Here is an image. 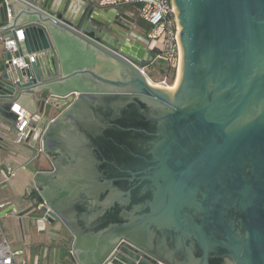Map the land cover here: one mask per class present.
<instances>
[{
  "label": "water",
  "instance_id": "obj_1",
  "mask_svg": "<svg viewBox=\"0 0 264 264\" xmlns=\"http://www.w3.org/2000/svg\"><path fill=\"white\" fill-rule=\"evenodd\" d=\"M97 1L0 0V32L22 29L35 57L0 68V161L46 153L56 169L0 218L45 247L69 243L64 222L70 263L106 264L123 240L133 252L112 264H264V0H171L172 90L149 83L135 21ZM25 97L37 111L19 137L7 112Z\"/></svg>",
  "mask_w": 264,
  "mask_h": 264
},
{
  "label": "built area",
  "instance_id": "obj_2",
  "mask_svg": "<svg viewBox=\"0 0 264 264\" xmlns=\"http://www.w3.org/2000/svg\"><path fill=\"white\" fill-rule=\"evenodd\" d=\"M98 6L109 7V8H131L138 16L139 20L143 22L147 27V40L149 42V47L151 51L155 49L163 51L164 44L166 43L167 26L174 20V8L172 6L171 0H98ZM8 19H11L12 15L10 10L7 11ZM25 40V35L22 29H11L6 32H0V43L3 47L4 54H9L10 58L4 60V65L13 69H24L33 63L35 60L34 55L22 54L19 50V44ZM155 42L157 45L151 46ZM157 59H164L159 54H155L151 61V64ZM167 60V59H166ZM144 71V70H143ZM64 98H52L49 101L59 107L65 105L68 101ZM11 108L13 113H15V123L14 128L18 136H22L24 132L30 127L31 116L24 114L20 111V106L14 105ZM4 181L9 180L14 176V171L11 167L5 166L1 170ZM26 196L31 195V188H27L25 191ZM5 205H0L3 208ZM42 205L39 204L38 208ZM129 244L121 240L116 247L112 250L109 256L106 258V264H112V261L117 260V256L121 249H129ZM133 252V251H131ZM69 257L73 256L71 249L68 250ZM22 255L21 251H13L10 248L6 238L3 236L0 241V264H26V261L22 259L20 262L17 261V257ZM143 258L142 254L138 255V259ZM139 260L135 261L138 264ZM69 264H79L77 262H71ZM161 264V263H157Z\"/></svg>",
  "mask_w": 264,
  "mask_h": 264
},
{
  "label": "crops",
  "instance_id": "obj_3",
  "mask_svg": "<svg viewBox=\"0 0 264 264\" xmlns=\"http://www.w3.org/2000/svg\"><path fill=\"white\" fill-rule=\"evenodd\" d=\"M79 6L80 5L78 4V7ZM101 9H102V11H114V9H115L117 11V14L123 15L129 21L134 19L133 18V10L131 8L103 7ZM12 12L14 13L13 5H12ZM140 30L141 29L136 24H134L130 29V34L131 35L138 34L141 38H143ZM23 42L21 43L22 45H23ZM4 60H5L4 59V51H3V47L0 43V68L3 67ZM66 99L68 102L65 105H63L62 107H59V108H55L58 110V113L53 115V116H50V118H52V120H54L55 118L60 116V114H62L66 110H68V108H70V106L73 104L74 97L68 96ZM14 105L20 106V111H22L27 116L30 115V113L37 111V106L35 105L34 100L29 99L28 97H25L22 99H17L15 101H13V103L11 104V107H10V111L7 112L12 118H14V116H15V113H13V111L11 110V108L15 109V107H13ZM7 122H8V124L11 123L10 121H7ZM47 129H45L43 136H44ZM5 166L11 167L14 171V176L7 181H4V177H3V174L1 172V170ZM55 170L56 169H55L54 165L52 164L51 160L49 159V157L46 153L41 154L38 157H36L35 155H32V154L24 153L23 156H17V157L10 156L7 159H5L4 161H0V205L3 204L6 206V204L13 203L16 199L23 196L25 194V191L27 190V188L30 187V182H33L34 189L36 191H38L36 186H35V181L33 180V177L35 176V174H52ZM38 193H39V191H38ZM2 211H3V209L0 208V213ZM8 219H9L8 216L0 218V241H1L2 237L4 236L6 238L8 244H9L7 237L10 239L12 237L13 238L12 240L15 241L16 245L13 247L10 246V248L13 251H21L22 255H20V256H26L25 254L29 255L33 252L32 253V260L27 259L26 264H64L63 262L57 261V255H52L51 257L46 256L47 252H49L52 248H55V245H54L55 241L47 240L46 242H47V244H49L48 245L49 247H45V245H41L40 243H36V241L33 237L25 236L24 239H22L19 235H17V237H16L12 233L10 227L7 226L8 225ZM63 227L67 233L66 237L69 240V243L66 244L65 246L67 247V250H70V249H72L71 247L74 243L75 236L72 234V232L69 230V228L64 224V222H63ZM6 228L10 229V232L8 231L9 235L5 231ZM37 242H41V241H37ZM41 254H44V255L41 256Z\"/></svg>",
  "mask_w": 264,
  "mask_h": 264
},
{
  "label": "rangeland",
  "instance_id": "obj_4",
  "mask_svg": "<svg viewBox=\"0 0 264 264\" xmlns=\"http://www.w3.org/2000/svg\"><path fill=\"white\" fill-rule=\"evenodd\" d=\"M133 18L137 19L138 16L137 14L133 11ZM139 19V18H138ZM173 25H174V33L172 34V36L170 37V39H168V43L170 44H174L175 46V55L174 56H169V58L166 60H160L157 59L155 60L152 64L147 65L143 70L144 73L146 75V77L148 78L149 82L155 86H159V87H165L167 89H173L177 83V79H178V75H179V55H180V48L177 42V31H178V25L174 16V20L172 21ZM157 45V43L153 42L151 44V46H155ZM165 45L163 47V50L165 49ZM58 113L57 109H54L52 107H49L47 110L46 115L49 116H53L55 114ZM42 158V157H41ZM7 233L8 231L10 232V229L6 228L5 230ZM9 235V233H8ZM9 241V245L11 247L15 246V241L12 240L13 238L11 237L8 238ZM15 249V248H14ZM33 253V252H32ZM32 253L26 256H18L17 260L18 262H20L23 258L25 259V261L27 262L28 260H32ZM44 254H41V256ZM52 255H57V261L58 262H63L64 264H69L70 263V257L68 254V250L66 246H57L55 245V248H52L49 252L46 253V256L51 257Z\"/></svg>",
  "mask_w": 264,
  "mask_h": 264
},
{
  "label": "trees",
  "instance_id": "obj_5",
  "mask_svg": "<svg viewBox=\"0 0 264 264\" xmlns=\"http://www.w3.org/2000/svg\"><path fill=\"white\" fill-rule=\"evenodd\" d=\"M146 29H148V27L146 26ZM174 33V25H173V23H171L170 25H168L167 26V35H166V45H165V49L163 50V51H159V50H157V49H155L154 51H153V53H154V56H155V54H159L160 56H162L163 58H165V59H168L169 58V56H174L175 55V46H174V44H169L168 43V39H170V37L172 36V34ZM160 60H164V59H160Z\"/></svg>",
  "mask_w": 264,
  "mask_h": 264
},
{
  "label": "flooded vegetation",
  "instance_id": "obj_6",
  "mask_svg": "<svg viewBox=\"0 0 264 264\" xmlns=\"http://www.w3.org/2000/svg\"><path fill=\"white\" fill-rule=\"evenodd\" d=\"M134 21H135V24L141 29L140 30V32H141V35H142V37H143V39H145V40H147V29H146V25L143 23V22H141L138 18L137 19H133ZM148 41V40H147ZM151 52V57H152V59L154 58V53H153V51H150ZM152 61V60H151ZM149 64H151V62L150 63H148L147 65H149ZM170 89V88H169ZM174 89V88H173ZM172 90V89H171ZM96 113V112H95ZM123 113V112H122ZM121 113V114H122ZM121 114L119 115V116H121Z\"/></svg>",
  "mask_w": 264,
  "mask_h": 264
},
{
  "label": "bare ground",
  "instance_id": "obj_7",
  "mask_svg": "<svg viewBox=\"0 0 264 264\" xmlns=\"http://www.w3.org/2000/svg\"><path fill=\"white\" fill-rule=\"evenodd\" d=\"M180 62H181V53H180V55H179V75H178V79H177V83H178V80H179V76H180ZM150 83V82H149ZM177 83H176V85H177ZM151 84V83H150ZM175 85V86H176ZM175 88V87H174Z\"/></svg>",
  "mask_w": 264,
  "mask_h": 264
}]
</instances>
